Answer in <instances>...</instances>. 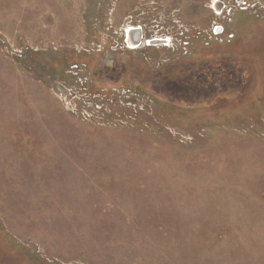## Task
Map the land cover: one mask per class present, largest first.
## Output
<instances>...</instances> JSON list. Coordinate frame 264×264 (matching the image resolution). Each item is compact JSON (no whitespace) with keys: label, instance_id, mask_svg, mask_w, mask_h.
<instances>
[{"label":"rangeland","instance_id":"obj_1","mask_svg":"<svg viewBox=\"0 0 264 264\" xmlns=\"http://www.w3.org/2000/svg\"><path fill=\"white\" fill-rule=\"evenodd\" d=\"M0 264H264V0H0Z\"/></svg>","mask_w":264,"mask_h":264},{"label":"built area","instance_id":"obj_2","mask_svg":"<svg viewBox=\"0 0 264 264\" xmlns=\"http://www.w3.org/2000/svg\"><path fill=\"white\" fill-rule=\"evenodd\" d=\"M216 5V4H215ZM218 8H219V6H218ZM214 10V9H213ZM216 11V10H215ZM222 14V13H221ZM221 14H218V15H221ZM214 35L216 36V37H218V36H220V35H223L224 33H225V30H224V28L223 27H216L215 29H214ZM155 40V39H154ZM154 40H151V42L150 41H148V46H152V45H157V44H163V45H165V46H167L168 44H166V42L164 41V40H158V41H155L154 42ZM126 43H127V41H126ZM128 45V44H127ZM129 47V46H128ZM133 49V48H132Z\"/></svg>","mask_w":264,"mask_h":264},{"label":"bare ground","instance_id":"obj_3","mask_svg":"<svg viewBox=\"0 0 264 264\" xmlns=\"http://www.w3.org/2000/svg\"><path fill=\"white\" fill-rule=\"evenodd\" d=\"M215 7H216V9L218 8L217 4L215 5ZM127 31H128V33H130V32H134V31H136V29L130 27V28L127 29ZM126 36H127V35H126ZM139 39H140V38H139V36H138V40H133V39L131 38V35H128V39H127L126 41H127L128 46H130V48H134V49H135V48L138 46V43L140 42ZM158 40H161V39H155L154 42H155V41H158ZM164 41H165V40H164ZM150 42H151V41H150ZM165 42L167 43V41H165ZM167 44H168V43H167ZM153 46H155V45H153Z\"/></svg>","mask_w":264,"mask_h":264}]
</instances>
